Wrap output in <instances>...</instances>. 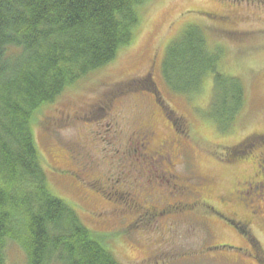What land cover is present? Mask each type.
<instances>
[{"label":"rangeland","instance_id":"rangeland-1","mask_svg":"<svg viewBox=\"0 0 264 264\" xmlns=\"http://www.w3.org/2000/svg\"><path fill=\"white\" fill-rule=\"evenodd\" d=\"M138 12L132 44L37 113L32 128L49 190L76 210L89 230L108 237L107 244L121 264H144L141 261L151 255L153 264H247L235 261L237 250L212 249L247 245L206 211L197 220L189 212L155 219L144 212L153 214L152 208L177 201L194 203L201 195L221 196L255 173L264 142L242 141L264 135V0H149ZM208 13L232 19L228 25L215 24L202 16ZM192 26L201 27L209 49L221 55L220 71L246 88L243 113L227 131L210 115L211 75L194 95L172 91L163 79L170 45ZM136 128L155 131L152 150L160 141L172 142L171 166L164 161L161 166L150 164L138 151L132 137ZM77 144L85 145L92 170L78 178L56 172L67 162L66 150L77 149ZM259 190L264 206V184ZM116 199L118 204L112 203ZM130 204L137 209L134 216L121 218L117 208ZM142 220L148 222L140 228L127 227ZM258 223L261 228L253 226L250 234L262 249L257 259L264 264V227ZM5 249L7 264H27L19 246L9 242Z\"/></svg>","mask_w":264,"mask_h":264},{"label":"trees","instance_id":"trees-1","mask_svg":"<svg viewBox=\"0 0 264 264\" xmlns=\"http://www.w3.org/2000/svg\"><path fill=\"white\" fill-rule=\"evenodd\" d=\"M149 0H0V264L14 243L27 264H121L107 238L54 196L37 148L39 110L132 44ZM192 26L170 45L163 79L194 95L213 79L210 115L227 131L246 105V88L220 71L221 55Z\"/></svg>","mask_w":264,"mask_h":264},{"label":"flooded vegetation","instance_id":"flooded-vegetation-1","mask_svg":"<svg viewBox=\"0 0 264 264\" xmlns=\"http://www.w3.org/2000/svg\"><path fill=\"white\" fill-rule=\"evenodd\" d=\"M202 16L207 17L209 20L214 21L215 24L220 25H228L229 19H232V17L229 16L225 17L213 13L203 14ZM155 96L156 94H154V97ZM163 114L166 117L167 121L172 123V129L174 131H177L176 124H173V122H171V119L167 114L164 113V111ZM114 120L117 122V119ZM155 135V131L151 128H136L132 134V137L133 139H135L137 145L139 146L138 151L146 154V157L150 160V164L156 163L158 166H161L164 161L168 166H171L172 155L168 152V148L169 144H172V142L160 141V143L157 144L158 147L152 150L150 149V145L153 144V142L156 140ZM248 138H250L251 140H256V143L259 145H263L264 135L253 134L251 137H246L242 142H244ZM130 145L131 148L134 147L133 141H131ZM75 146L77 149L73 151L66 150V154L68 156V159H66L67 162L64 161V163L61 164V166H59L57 170L55 169L56 172H59L62 175H71L78 178V176L88 174L92 170V167L94 166L93 161L91 160L89 153H85V145L81 146L77 144ZM262 163H264V153H262V155L257 158V162L254 163L255 173H253V175L249 177H245L241 182H237L233 189L227 190L221 196L217 195L214 198L205 199L200 194L201 196L199 198V201L197 202L185 203V201H177L171 205L169 204L168 206L152 208L153 214H148V210L144 213L145 215H148V217L149 215L153 216V218L155 219L158 216L173 217L174 214L177 217L180 213L184 212L186 214L187 212H189L192 216H195V219L197 220L198 217L199 219L201 216L203 217V215L201 214L204 213L203 211H206V213H208V216H211L210 218H212V220L217 221L220 224L225 225L227 228L236 231L239 236L244 239V242L247 245L246 248H242L225 244L216 246V248L212 249L237 250V252L239 253V258H236L235 261L240 260L244 263L250 264L247 262L248 259L244 258V256H247L253 258L254 260L256 259V262L260 264V261L257 259V253L261 252L262 249H260V246L257 245V243H253L251 239L252 237L250 234V229L255 225H258L257 227L261 228L258 223L259 221L261 222V224H263L264 227V206L261 205L260 202L261 192L259 190V187L264 184V169L262 168ZM160 169H162V167ZM96 182L98 183L99 181ZM183 189L184 191L187 190L186 187H183ZM250 191H252V193L250 196H248L247 193ZM183 194L184 193H182L181 195ZM117 201L118 199H116L115 202L112 203L118 204L116 203ZM130 206H122L120 208H117V211L119 212V216L121 218L130 219L132 216H134L133 212L137 209L131 204ZM194 208H199V210L193 211ZM123 209L125 212H122ZM144 221L145 220H142V223L140 222L135 227L133 224H129L127 225V227L140 228V224H147L148 222L145 221V223H143ZM262 232H264V230ZM262 253L264 254L263 251ZM154 258L155 256L151 255L148 258H144V260L141 262L144 264H153L152 262Z\"/></svg>","mask_w":264,"mask_h":264}]
</instances>
